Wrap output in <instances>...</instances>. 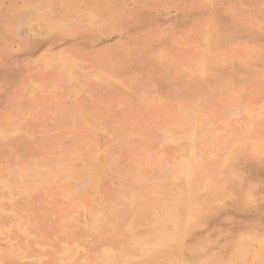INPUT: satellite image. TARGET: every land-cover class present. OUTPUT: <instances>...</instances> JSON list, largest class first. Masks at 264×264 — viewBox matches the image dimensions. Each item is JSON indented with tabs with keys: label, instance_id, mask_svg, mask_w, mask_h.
<instances>
[{
	"label": "rangeland",
	"instance_id": "rangeland-1",
	"mask_svg": "<svg viewBox=\"0 0 264 264\" xmlns=\"http://www.w3.org/2000/svg\"><path fill=\"white\" fill-rule=\"evenodd\" d=\"M0 264H264V0H0Z\"/></svg>",
	"mask_w": 264,
	"mask_h": 264
}]
</instances>
